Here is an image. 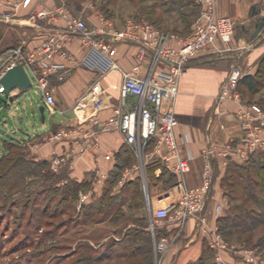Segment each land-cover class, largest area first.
<instances>
[{"label": "crops", "instance_id": "obj_1", "mask_svg": "<svg viewBox=\"0 0 264 264\" xmlns=\"http://www.w3.org/2000/svg\"><path fill=\"white\" fill-rule=\"evenodd\" d=\"M23 1L0 0V65L15 49H20L25 56L35 54L42 42L49 37L64 36L68 57L56 54L50 60L51 64L60 66L49 75L54 108L45 106L35 92V97L29 98V104L23 95L25 91L19 89H14L7 95L3 93L5 98L0 96L2 107L7 110L11 120L9 131L3 132L5 135L0 137L10 140L14 137L13 134L16 135L14 138L24 141L27 149L25 151L32 157V161H47L48 166L54 156L64 154L65 163L55 170L61 176L62 182L57 185L66 184L68 180L88 183L89 188L84 191L89 197L93 192L102 194L109 187L111 175H117L116 182L111 187L114 194H118L127 182L137 183L142 195V204L134 207L135 211H149L167 206L174 198H166V195L176 182L182 180L188 188L198 187L207 170L210 198L204 211L206 232H196L195 218L185 221L180 230L173 226L168 227L170 250L166 257L164 256V264L198 262L205 249H212L210 243L217 234L214 208L222 200H226L221 184L226 167L221 166L219 158H212L207 162L201 153L209 139L219 144H235L240 141L242 130L236 119L240 106L232 102L217 104L215 98L233 64L238 65L245 75L253 76L260 61L264 59V28L254 35L259 19L264 15V0H216L218 14L237 22L233 50L219 52L216 50V47H220L217 44L214 48L202 51L188 64L179 80L175 101L177 133L187 138L183 155L190 159V170L183 176L169 172L158 158L147 161L143 155L138 156L119 132L102 134L96 148L87 147L77 133L91 129V120H85L81 125L78 120H84L95 112L87 96L93 86L97 85L104 92L102 98L108 105L116 106L120 102L117 88L121 83V76L117 70L102 74L98 69L92 68V58H88L87 46L78 35L68 30L66 21L59 13L65 10L72 16H79L92 30L107 29L109 25L115 30H121L123 26L117 25L112 16L105 17L106 10L96 0H30L27 6H23ZM187 1L170 0L172 8H166L162 13L177 12L180 19L175 25H169L164 18H159L156 20L157 29L184 36L189 23L197 16V12L194 14L191 6L186 4ZM254 9L256 12L260 10L261 13L253 14ZM42 11H52L57 15L55 18H35ZM109 14L112 15V11ZM160 16L161 14L158 15ZM95 38L108 39L100 35ZM114 47V60L121 71H131L140 78H147L152 73L156 81H163L156 76L158 68H152L151 58L139 57L137 45L117 40ZM26 71L31 76L30 70L26 68ZM60 75L64 76L63 80L58 79ZM84 97L88 98L89 104L80 110L76 109ZM134 104V98L126 99L127 107ZM242 106H245L243 102ZM111 114L112 109L108 107L98 111L94 119L104 121ZM31 118L35 119V123ZM62 128L73 130L74 133L59 141L51 140L50 137ZM152 149L150 144L144 152L149 153ZM106 156L110 159H106ZM130 202L132 200H129L128 204ZM181 254L185 256L183 263L177 260ZM222 258L225 264H238L227 253H223Z\"/></svg>", "mask_w": 264, "mask_h": 264}, {"label": "built area", "instance_id": "obj_2", "mask_svg": "<svg viewBox=\"0 0 264 264\" xmlns=\"http://www.w3.org/2000/svg\"><path fill=\"white\" fill-rule=\"evenodd\" d=\"M29 1L24 0L23 6H27ZM192 1L198 7V11L196 18L190 24L189 33L185 36L162 32L148 21L134 18H128L121 30H115L111 25L107 29L92 30L79 16H72L65 10L59 13L66 21L68 30L78 35L87 46L88 58H92L90 64L92 68L98 69L102 74L117 70L121 76V83L117 88L120 96L118 105H108L102 98L104 92L97 85H94L87 95L95 112L84 120H78V124L81 125L85 120H91V129L86 132H77L87 147H98L100 136L104 133L119 132L126 144L138 156L143 155L147 161L158 158L169 172L178 176L189 172L190 159L183 155V146L187 138L177 133L175 101L178 95L179 80L188 64L202 51L214 48L217 44L220 46L216 47L219 52L225 53L233 50L236 32L235 22L230 17L218 14L216 0ZM55 15L57 13L52 11H42L35 18H55ZM96 35L106 36L108 39H98L95 38ZM63 39L64 36L49 37L42 42L35 54L28 56L22 54L20 49L13 50L12 54L0 65V78L7 69L15 65L23 66L25 71L26 68L29 69L31 76L27 71L26 73L31 81L30 88L40 96L45 106L54 108L55 101L53 91L49 87V75L60 66L51 64L50 60L56 54L68 57ZM117 40L137 45L139 57L142 59L149 56L152 68H158L156 76L162 78L163 81H156L152 73L147 78H140L131 71H121L114 60L116 55L114 43ZM243 76L245 73L241 68L233 64L215 98L217 104L232 102L240 106L236 112V119L242 130L240 141L235 144H219L209 139L201 153L207 162L212 158H219L222 167H226L230 160L244 164L251 155L264 150V110L255 104L242 106L237 87ZM58 79L63 80L64 76L60 75ZM3 93L4 87L0 85V94ZM127 98L135 99L132 107H127ZM87 104H89L88 98L84 97L76 109L80 110ZM108 107L112 109L109 118L104 121L94 119L98 111ZM72 133H74L73 130L62 128L50 139L59 141ZM150 144L153 146L152 151L144 152ZM106 159L110 157L106 156ZM65 161L64 154L54 156L50 160V167L55 171ZM100 182L99 180L98 183ZM209 191L210 181L206 170L200 186L188 188L182 180H179L166 195V198L171 197L174 200L165 207L151 209L148 231L152 235L156 257L163 258L170 247L167 238H155L157 229L171 226L180 229L185 221L195 218L197 220L196 232H206L204 211L210 198ZM88 198L89 194L79 192L78 207L80 208ZM227 205L228 201L222 200L215 206L214 214L220 215ZM210 247L218 251L225 250L226 244L217 233ZM241 254L246 263L258 264L255 255L250 250H243ZM217 261H219L218 255Z\"/></svg>", "mask_w": 264, "mask_h": 264}, {"label": "rangeland", "instance_id": "obj_3", "mask_svg": "<svg viewBox=\"0 0 264 264\" xmlns=\"http://www.w3.org/2000/svg\"><path fill=\"white\" fill-rule=\"evenodd\" d=\"M140 1L96 0L107 10L104 16H112L115 19L114 22L123 27L128 18H140L156 28H158L156 20L159 18H164L169 25H175L180 19L177 17V12L162 13L166 8H172L170 0H143L142 3ZM110 11L112 15L109 14ZM146 12H151L152 16L145 15ZM160 14L161 16L158 17ZM190 24L185 35L190 31ZM235 26L237 27V22ZM23 95L28 104L30 103L29 98L35 97L32 88L25 90ZM263 96L264 90L251 98L255 100ZM9 118L7 110L0 102L1 136L5 135L3 132L9 131V125H11ZM24 120H27L26 115ZM31 120L35 123V119L31 118ZM13 136L16 135L13 134ZM26 156L29 159V165L20 166V170L24 173H21L22 176L19 177L20 172L17 169L13 171L14 174L11 177L3 179L0 176V264H144V261L140 259L135 261L118 257L123 248L121 245L127 244L125 240H122L123 235L137 231L136 229L141 232V237L151 240L153 264H164V256L166 257L169 253L170 247L163 258L156 257L152 235L144 231L149 227L150 209L149 211L130 210L126 204L124 207L114 208L110 214H104V206L100 204V199L105 191L102 194L98 192L90 194L80 208L78 207V194L79 192L86 193V191H78L75 203L60 204L63 196L62 186L65 184L57 185L61 182L58 171H53L50 165L38 170L36 166L30 165L34 161L27 152ZM6 163L1 164L0 173L7 165ZM46 169L58 175L55 174V178L51 179L46 176ZM223 190L225 191L224 188ZM111 192L113 194L114 190ZM256 192L259 193L258 190ZM237 198L239 197L235 199ZM226 200L228 205L223 212L220 215L214 214L217 218L229 213L231 206L240 202V199L233 200V202L227 198ZM85 214L89 218H86ZM218 234L221 237L220 233ZM257 234L260 235L261 231L259 230ZM159 236L167 238L168 234L163 229L160 230ZM167 239L169 240V237ZM256 240L257 236L250 245H247L239 241L238 235L234 234L229 236V243L223 240L226 244L225 250L207 251L205 249L200 259L205 261V264H225L222 254L227 253L235 259L236 263L248 264L244 261L241 251L250 250L255 255L258 264H264V249L261 250L259 246H254ZM114 243L118 244L117 247H112L108 251V247ZM217 255L219 261H217ZM184 257L181 254L177 259L178 262L183 263ZM174 260L173 258V262Z\"/></svg>", "mask_w": 264, "mask_h": 264}, {"label": "trees", "instance_id": "obj_4", "mask_svg": "<svg viewBox=\"0 0 264 264\" xmlns=\"http://www.w3.org/2000/svg\"><path fill=\"white\" fill-rule=\"evenodd\" d=\"M141 3L143 0L140 1ZM190 5L193 13L198 11V7L193 3L192 0H188L186 3ZM107 12V10L105 11ZM145 15L152 16V13L146 12ZM136 20H141L136 18ZM155 22V21H154ZM237 90L240 94L242 102L245 106L252 104L257 105L264 110V96L255 100H252V96L258 94L264 90V59L259 63L258 70L255 75L243 76L239 83ZM26 146L23 140L11 137L10 140L3 139L0 137V166L7 162L6 166L0 173L1 178L11 177L14 174L13 171L17 169L22 176L23 170H20V166L27 164L29 165V159L26 156ZM18 152V154L16 153ZM16 153V154H15ZM6 160V161H5ZM26 164V165H25ZM33 166H36L38 170L48 166L47 161L32 162ZM35 171V169H34ZM46 176L51 179L55 178V174L46 169ZM24 174V173H23ZM61 177V176H60ZM60 179V178H59ZM117 175H111L109 178V188L105 190L104 195L100 199V204L104 206V214L111 213L114 208L122 207L127 204V208L134 210V207L141 206L142 195L140 188L137 183L127 182L118 194H112L111 187L115 184ZM239 180V183H238ZM241 181V182H240ZM245 182V183H244ZM58 184V183H57ZM222 187L225 189L224 197L233 202L240 199L239 204H233L230 208V212L223 214L217 218L218 233L221 238L228 242L229 236L234 234L238 235V240L244 244L250 245L257 236V240L254 246H259L261 250L264 249V150L258 151L251 155L246 163L237 164L233 160L227 163L226 171L221 180ZM59 188V187H58ZM89 188L88 183H80L73 180L62 186V200L60 204L66 202L75 203L78 191H84ZM259 191V193L256 192ZM57 191V190H56ZM109 192V193H107ZM108 194V196H107ZM210 195V191H209ZM239 197L235 199L236 197ZM130 198V199H129ZM133 204H128L129 200ZM250 205V206H249ZM137 210V209H136ZM254 210V211H253ZM246 211V212H245ZM253 211V212H252ZM242 212V213H238ZM86 218H89L84 215ZM168 234L167 228H163ZM155 231V238H161L159 236L160 230ZM137 231L125 233L123 239L127 242L126 245H121L123 248L119 258H127L129 260L138 259L143 260L144 264H153V251L150 238H143L140 236L141 232ZM261 234L258 235V231ZM145 233H149L148 230L144 229ZM117 243L110 245L108 248L117 247ZM98 260V258H96ZM97 262V261H96ZM193 264H205V261L199 259L198 262Z\"/></svg>", "mask_w": 264, "mask_h": 264}, {"label": "water", "instance_id": "obj_5", "mask_svg": "<svg viewBox=\"0 0 264 264\" xmlns=\"http://www.w3.org/2000/svg\"><path fill=\"white\" fill-rule=\"evenodd\" d=\"M264 9V7H263ZM261 13L253 10V14L258 15ZM264 28V15L261 16L255 28L254 35H257ZM0 85L4 87V94L7 95L14 89L25 91L31 87V81L21 65H15L7 69L4 75L0 78Z\"/></svg>", "mask_w": 264, "mask_h": 264}]
</instances>
